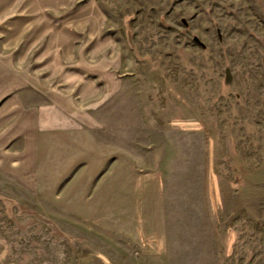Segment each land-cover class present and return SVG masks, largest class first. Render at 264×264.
Segmentation results:
<instances>
[{
	"label": "rangeland",
	"instance_id": "rangeland-1",
	"mask_svg": "<svg viewBox=\"0 0 264 264\" xmlns=\"http://www.w3.org/2000/svg\"><path fill=\"white\" fill-rule=\"evenodd\" d=\"M95 1L116 91L0 178V264H264V0Z\"/></svg>",
	"mask_w": 264,
	"mask_h": 264
},
{
	"label": "crops",
	"instance_id": "crops-1",
	"mask_svg": "<svg viewBox=\"0 0 264 264\" xmlns=\"http://www.w3.org/2000/svg\"><path fill=\"white\" fill-rule=\"evenodd\" d=\"M103 25L95 0H0V178L37 176L21 163L44 132L69 129L76 99L115 93Z\"/></svg>",
	"mask_w": 264,
	"mask_h": 264
}]
</instances>
